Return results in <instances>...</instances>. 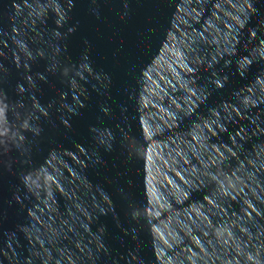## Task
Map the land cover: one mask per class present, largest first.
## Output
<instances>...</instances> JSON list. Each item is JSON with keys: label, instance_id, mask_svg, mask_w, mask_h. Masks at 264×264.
I'll return each mask as SVG.
<instances>
[{"label": "water", "instance_id": "1", "mask_svg": "<svg viewBox=\"0 0 264 264\" xmlns=\"http://www.w3.org/2000/svg\"><path fill=\"white\" fill-rule=\"evenodd\" d=\"M0 264H264V0H0Z\"/></svg>", "mask_w": 264, "mask_h": 264}]
</instances>
